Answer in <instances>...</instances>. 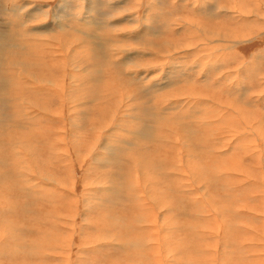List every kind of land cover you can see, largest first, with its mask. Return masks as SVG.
I'll use <instances>...</instances> for the list:
<instances>
[{
	"label": "rangeland",
	"instance_id": "obj_1",
	"mask_svg": "<svg viewBox=\"0 0 264 264\" xmlns=\"http://www.w3.org/2000/svg\"><path fill=\"white\" fill-rule=\"evenodd\" d=\"M0 264H264V0H0Z\"/></svg>",
	"mask_w": 264,
	"mask_h": 264
},
{
	"label": "bare ground",
	"instance_id": "obj_2",
	"mask_svg": "<svg viewBox=\"0 0 264 264\" xmlns=\"http://www.w3.org/2000/svg\"><path fill=\"white\" fill-rule=\"evenodd\" d=\"M212 1H214V0H212ZM216 1H218V0H216ZM235 2V1H234ZM237 2V1H236ZM201 3V2H200ZM202 3H203V1H202ZM216 3V2H215ZM208 4H212V3H208ZM198 5H199V3H198ZM211 6V5H210ZM199 8H201V7H199ZM194 9V8H193ZM203 9H206L207 10V8H203ZM209 9H210V7H209ZM205 10V11H206ZM211 13V12H210ZM201 14V13H200ZM67 25V24H66ZM212 33L210 32L209 33V36L211 35ZM214 34H212V36H213ZM205 36V35H204ZM215 36V35H214ZM214 36H213V38H214ZM216 36H217V34H216ZM211 37V36H210ZM215 39V38H214ZM211 41V40H210ZM206 42V41H205ZM151 47H153V46H151ZM201 47H202V45H201ZM204 48H205V45L203 46ZM180 48V47H179ZM198 48H200V47H198ZM159 49V48H158ZM182 50V49H181ZM206 50V49H205ZM167 51H169L168 49H167ZM185 51V50H184ZM201 51H203V50H201ZM178 52H180V51H178ZM183 52V51H182ZM188 52V51H187ZM185 53H186V51H185ZM209 55V54H208ZM204 56V55H203ZM177 102V104H182V101H180V100H177L176 101ZM199 103V102H198ZM38 178V177H37ZM159 220V219H158Z\"/></svg>",
	"mask_w": 264,
	"mask_h": 264
}]
</instances>
